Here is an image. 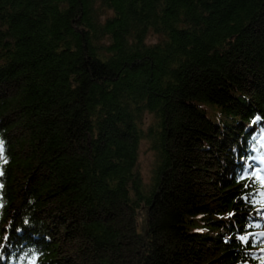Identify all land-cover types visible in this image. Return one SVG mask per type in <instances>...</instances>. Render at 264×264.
Segmentation results:
<instances>
[{
  "label": "trees",
  "instance_id": "1",
  "mask_svg": "<svg viewBox=\"0 0 264 264\" xmlns=\"http://www.w3.org/2000/svg\"><path fill=\"white\" fill-rule=\"evenodd\" d=\"M263 162L264 0H0V264H264Z\"/></svg>",
  "mask_w": 264,
  "mask_h": 264
},
{
  "label": "rangeland",
  "instance_id": "2",
  "mask_svg": "<svg viewBox=\"0 0 264 264\" xmlns=\"http://www.w3.org/2000/svg\"><path fill=\"white\" fill-rule=\"evenodd\" d=\"M147 41L149 43H154L156 41V38L151 35L148 37ZM149 121H151V118L149 117V115L145 116V123L148 124ZM199 156H201V158L203 159L206 166L209 165L208 162L213 161V160H211L210 155H208L207 153H205V154L199 153ZM154 161H155L154 152L151 150L149 143L147 141H142L140 143V147H139L137 170H138V172H139V174H140V176L144 182L148 181V179H149V174L151 173L152 167L154 165ZM206 169L208 172H207V176H205L203 178V180L205 179V181L208 180V176H210L209 171H211L209 167ZM211 177L212 176H210V178ZM137 220L140 224L143 223V221L145 220V214L143 211L138 212ZM67 251L69 254H72L73 248L70 247ZM124 257H125V259H128V255H127L126 250L124 252ZM123 264H125V263H123Z\"/></svg>",
  "mask_w": 264,
  "mask_h": 264
}]
</instances>
